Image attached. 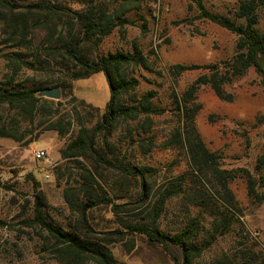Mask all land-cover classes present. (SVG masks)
Segmentation results:
<instances>
[{
    "label": "rangeland",
    "instance_id": "obj_1",
    "mask_svg": "<svg viewBox=\"0 0 264 264\" xmlns=\"http://www.w3.org/2000/svg\"><path fill=\"white\" fill-rule=\"evenodd\" d=\"M33 1L36 0L18 2ZM59 1L70 8H80L84 2ZM240 1L202 0L207 10L229 17L236 23L241 22L234 16ZM128 7H121L127 22L116 26L98 45L86 42L82 48L91 57L116 50L132 52L138 48L145 57L146 66H133L126 70L129 77H135L138 81L133 97L141 99L151 92V107L164 108L165 111L160 115H141L139 122H124L113 131L108 142L120 147L127 160L155 167L157 186L160 183L164 185L175 181L173 177L188 169L186 148L177 145L179 136L172 134V129L181 121L171 110L172 92L182 93L200 75L209 71L207 68H197L175 76L170 68L174 64H218L221 68L222 62L236 53L238 37L218 24L201 18L195 0H139L137 8ZM33 23V44L29 49H22L28 55L37 54L28 58L36 60L35 68L28 69L19 60L5 58V53L15 50V47L9 40L10 28L0 22L1 82L10 79L13 83L28 87L40 79L66 73L62 63L57 64L58 60L51 54V49L60 37L67 35L71 21L63 16H49ZM258 28L264 34V6L259 10ZM259 61L264 71V55ZM39 62L42 66H39ZM263 80L264 72L249 67L241 76L224 85L225 92L231 94V101L220 99L209 85H200L195 91V102L200 105L194 118L196 130L207 148L220 156L221 168L241 167L255 173L256 158L264 154ZM69 84L70 95L62 99L61 104L56 105L55 102L52 110L37 113L33 121L25 119L15 109L0 107V122L12 132L25 134L20 141L0 136V264H67L54 252V241L49 234L40 225L28 224L27 221L34 216L36 196L39 195L44 201L47 219L66 228L73 216L64 189L75 188L73 196H83V191L78 190L81 182L79 173L82 165L90 166L89 162L83 158H62L60 150L74 137L79 122L86 127L94 125L109 99V88L102 72L69 80ZM70 97L82 99L97 107L98 111L77 106L75 112L69 103ZM54 119H60L62 125L70 122L66 134L45 129L48 121ZM33 137L35 139L29 143L28 139ZM36 149H43L46 158H35L33 150ZM207 173L210 182L201 174L196 178L199 181L197 187L204 191L200 193L201 199L203 202L221 201L228 205L217 192L218 181ZM99 180L117 195L134 196L138 189L135 178L111 170L104 171ZM228 186L238 203L239 210L232 208V211L239 215V221L234 222V231L205 251L200 258L202 264H216L220 254L233 251L238 230L249 244L255 241L264 251V200L259 204L253 203L247 196L245 182L240 178L234 179ZM191 196L181 194L166 204L161 217V226L165 230L176 229L190 216L187 206ZM140 209L122 213L119 217L134 222L144 216ZM91 221L96 229L117 227L114 216L106 207L94 210ZM108 249L121 264H173L165 249L150 246L139 236L133 240L112 242ZM86 264L97 263L88 260Z\"/></svg>",
    "mask_w": 264,
    "mask_h": 264
},
{
    "label": "trees",
    "instance_id": "obj_2",
    "mask_svg": "<svg viewBox=\"0 0 264 264\" xmlns=\"http://www.w3.org/2000/svg\"><path fill=\"white\" fill-rule=\"evenodd\" d=\"M18 1L0 0V22H4L10 28L9 40L15 47V50L5 53V58L19 60L24 67L34 69L36 60L28 58L37 54L28 55L22 50L29 49L31 43L33 44L31 35L34 20L63 16L71 21V26L67 35L60 37L56 42L51 54L58 60L57 64L62 63L66 73L56 77L52 75L53 78L51 76L49 79H40L28 87L13 83L10 79L0 81V107L15 109L25 119L33 121L37 113L52 110L55 102L56 105L61 104V100L70 95L69 80L87 78L102 72L109 88V99L94 125L86 127L79 122L74 137L60 150L62 158H83L90 165H82L79 173L81 182L78 190L83 191L82 198L73 196L75 188L64 189V196L73 216L69 226L62 228L47 219L44 201L39 195L36 196L34 216L28 219L27 223H36L49 234L54 241V252L67 264H86L88 260H93L97 264H121L113 257L108 245L112 242L133 240L135 236H139L150 246L165 249L173 264H202L200 258L205 251L234 231L232 229L234 222L239 221V215L232 211V208L239 210L238 203L228 184L240 178L245 182L247 196L253 203L259 204L264 200V154L256 158L254 174L241 167L221 168L220 156L207 148L196 130L194 118L200 105L195 102V91L200 85H209L220 99L231 101V94L225 92V84L241 76L249 67L264 72L259 61L264 55V34L258 28L259 10L264 6V0L238 2L234 16L241 20L240 23L210 12L202 0H195L201 18L210 20L237 35V51L230 59L222 62L221 68L218 64L171 66L170 71L175 76L197 68H207L209 71L200 75L182 93L172 92L171 110L175 112L178 120H181L172 129V134L179 136L177 145L186 148L188 169L173 177L175 181L164 185L160 183L158 186L155 167L127 160L120 147L110 145L108 142L113 131L124 122H139L141 115H160L165 111L164 108L151 107L149 103V97H153L151 92L141 99L133 97L132 93L136 90L138 81L135 77H129L126 70L133 66H146L145 57L138 48L132 52L116 50L95 57L84 53L82 48L86 42L98 45L116 26L127 22L121 7L129 5L130 9L137 8L139 0H84L80 8H70L59 0H36L31 3ZM24 56L26 58H23ZM41 64L39 62V66H42ZM47 87H59L60 99L54 101L41 96L39 91ZM69 103L74 110L79 106L98 111L97 107L75 97H70ZM69 124L68 121L66 125H62L60 119H54L48 121L45 129L56 130L64 135ZM37 134L36 132L34 136ZM140 134L138 131V135ZM0 136L20 141L25 134L12 132L0 122ZM35 137L29 138L28 142H32ZM110 170L135 178L138 182L136 194L130 197L117 195L103 185L99 176ZM207 172L218 181L217 192L228 205L221 201L203 202L201 199L203 197L200 193L204 191L203 188L197 187L199 181L196 178L201 174L210 182L206 177ZM181 194L192 195L187 206L190 216L176 229L167 231L161 226L162 213L166 204ZM124 198L125 201H116ZM104 207L114 216L116 228L103 230L94 227L91 213ZM138 208H141L144 216L134 222L119 217L122 213ZM242 235L243 233L238 230L233 251L220 254L216 264H264V251L260 249L259 244L255 241L249 244Z\"/></svg>",
    "mask_w": 264,
    "mask_h": 264
},
{
    "label": "water",
    "instance_id": "obj_3",
    "mask_svg": "<svg viewBox=\"0 0 264 264\" xmlns=\"http://www.w3.org/2000/svg\"><path fill=\"white\" fill-rule=\"evenodd\" d=\"M39 94L43 97L58 100L61 96L59 87H47L39 91Z\"/></svg>",
    "mask_w": 264,
    "mask_h": 264
},
{
    "label": "built area",
    "instance_id": "obj_4",
    "mask_svg": "<svg viewBox=\"0 0 264 264\" xmlns=\"http://www.w3.org/2000/svg\"><path fill=\"white\" fill-rule=\"evenodd\" d=\"M33 155L37 159H44V158H46V152L43 149L33 150Z\"/></svg>",
    "mask_w": 264,
    "mask_h": 264
}]
</instances>
